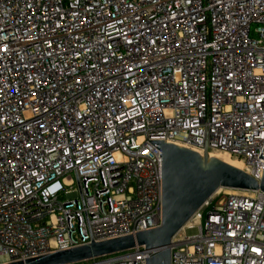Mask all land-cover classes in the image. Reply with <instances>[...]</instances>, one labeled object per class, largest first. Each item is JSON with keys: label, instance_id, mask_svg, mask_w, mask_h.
<instances>
[{"label": "built area", "instance_id": "2783aa9c", "mask_svg": "<svg viewBox=\"0 0 264 264\" xmlns=\"http://www.w3.org/2000/svg\"><path fill=\"white\" fill-rule=\"evenodd\" d=\"M149 140L260 182L264 0H0V264L160 227ZM221 193L171 264H264V192ZM72 264H146V246Z\"/></svg>", "mask_w": 264, "mask_h": 264}, {"label": "water", "instance_id": "95a60500", "mask_svg": "<svg viewBox=\"0 0 264 264\" xmlns=\"http://www.w3.org/2000/svg\"><path fill=\"white\" fill-rule=\"evenodd\" d=\"M149 141L162 151L160 227L8 264H72L137 245L146 246V264H171L172 238L218 189L264 192V169L259 182L243 169L211 157L207 149L200 153L164 140ZM259 157L264 159V147Z\"/></svg>", "mask_w": 264, "mask_h": 264}, {"label": "bare ground", "instance_id": "6f19581e", "mask_svg": "<svg viewBox=\"0 0 264 264\" xmlns=\"http://www.w3.org/2000/svg\"><path fill=\"white\" fill-rule=\"evenodd\" d=\"M209 155H210L211 157H217V158H219V159H221V160H223V161H225V162H227V163H229V164H231V165H233V166H235V167H238V168H240V169H243V168H244V164H243V162H242L241 160L236 159V158H234V157H231V156H230L228 153H226V152H223V151H217V150H212V151L209 152ZM224 190H225V189L220 188V189L217 190V193H218V192L221 193V192H223ZM231 190H232V189L226 190V192L229 193Z\"/></svg>", "mask_w": 264, "mask_h": 264}, {"label": "rangeland", "instance_id": "374dc122", "mask_svg": "<svg viewBox=\"0 0 264 264\" xmlns=\"http://www.w3.org/2000/svg\"><path fill=\"white\" fill-rule=\"evenodd\" d=\"M226 190H229V189H225V190L221 193L220 197H225V196H227L229 193H233V192L236 191V189H232L229 193H227ZM218 193H219V192H218Z\"/></svg>", "mask_w": 264, "mask_h": 264}]
</instances>
